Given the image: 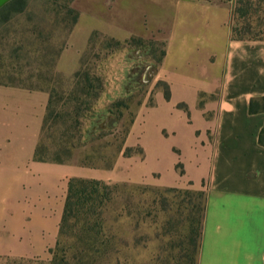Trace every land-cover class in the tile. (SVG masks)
<instances>
[{"label":"crops","instance_id":"1","mask_svg":"<svg viewBox=\"0 0 264 264\" xmlns=\"http://www.w3.org/2000/svg\"><path fill=\"white\" fill-rule=\"evenodd\" d=\"M234 5L73 0L78 18L58 58L57 70L71 77L94 34L164 46L152 85L164 83L169 97L155 95L145 120L158 129L142 147L158 164L165 158L161 140L177 139L168 150L179 152L191 187L205 192L197 264H264V147L258 143L264 113H248L250 100L264 96V41L232 40ZM48 99L45 91L0 84V255L46 258L57 241L70 179L147 181L143 162L128 179L125 171L115 173L118 164L99 170L34 161ZM178 157L164 171L151 168L160 174L152 186H172Z\"/></svg>","mask_w":264,"mask_h":264},{"label":"rangeland","instance_id":"2","mask_svg":"<svg viewBox=\"0 0 264 264\" xmlns=\"http://www.w3.org/2000/svg\"><path fill=\"white\" fill-rule=\"evenodd\" d=\"M234 3L241 9L232 20L234 36L264 40V0ZM68 5L65 0H19L0 14V84L49 92L51 106L40 134L42 158L99 170L118 164L115 173L125 171L128 179L143 162L147 181L103 182L126 188L116 191L114 203L102 215L98 207L88 216L94 232L93 223L104 221L97 237L86 232L82 222L75 223L61 238V251L53 247L44 259L0 255V264H52L53 254L56 264H187L180 245L188 233L191 209L204 205L205 192L191 187L179 152L168 150L177 139L161 140L165 158L158 164L142 147L150 144L144 137L158 129L146 122L145 115L157 92L164 94V83L152 85L162 47L150 41L116 47L96 35L80 57L79 79L66 77L57 65L71 31ZM83 73H88L89 81ZM122 87L126 93L119 92ZM176 157L172 186H152L160 174L151 168L164 171L167 161ZM153 200L155 205L148 210Z\"/></svg>","mask_w":264,"mask_h":264},{"label":"trees","instance_id":"3","mask_svg":"<svg viewBox=\"0 0 264 264\" xmlns=\"http://www.w3.org/2000/svg\"><path fill=\"white\" fill-rule=\"evenodd\" d=\"M50 1H56V0H50ZM68 2V7L66 8L67 12L69 14L72 15V22H71V28L75 25L77 18H78V14L77 12H75L74 10H72L70 8V5L72 3L73 0H65ZM19 2V0H13L11 2H9L7 5H5L2 9H0V14L14 6L15 4H17ZM241 13V9L237 8L233 9L232 12V20L234 19L235 15H240ZM70 28V29H71ZM235 30L231 27V38L232 40H236V41H264V40H257V39H253V38H245V37H241V36H234L235 35ZM93 36H96L95 34ZM92 36V37H93ZM109 40L110 44H113L114 46H119L121 43L118 41H115L113 39H109V38H104ZM144 42L141 39H137V38H131L127 41H125L126 44H134V45H142L144 44ZM150 44H157L154 42H150ZM160 45V44H158ZM162 47V51L160 52L159 57L157 58V61H155L156 65L158 66L161 61L162 58L164 57V46L160 45ZM109 47H111L110 45H108V49ZM84 74V79L89 81V75L88 73H83ZM81 75L80 71H77L74 75L73 78L75 80H78L79 77ZM94 80H98V79H94ZM12 87H16V86H12ZM164 87V94H165V98L167 99L169 97V92H168V87L163 84ZM36 91V90H35ZM38 91H43V90H38ZM47 92V91H45ZM49 95V99H48V105H47V109H46V114L44 116L43 119V123H42V128L43 125L46 121V118L48 116L49 110H50V106H51V97L49 92H47ZM248 113L250 115H256V114H260V113H264V96L260 97V98H254L251 99L248 105ZM42 131V130H41ZM258 143L260 146L264 147V125L261 128L259 134H258ZM40 139L39 142L36 146V149L34 151V155H33V159L36 162H41V163H55V164H64V162L60 161V160H53V161H49L46 160L44 158L41 157V152H40ZM120 188H126L125 185L123 186H113V187H109L108 185H105L103 182L101 181H96V180H83V179H70L68 181V186H67V194H66V198H65V202H64V208H63V214H62V218L59 224V230H58V239L56 241V244L54 246V249L56 251H61V238L65 237L68 230L70 228H72V226L75 225V223H79L82 222L84 225V229L86 230V232H94L92 230H94L92 227H90V223L88 221V216L91 214V212H94L96 210V208H101L99 211V215L103 214V209H106L107 206L112 205L116 199L115 197V193L118 189ZM166 192H177L173 189H168ZM184 194H191L188 192H184ZM197 197H199L200 199L203 197L202 193H196L195 194ZM148 207V210L150 208H152L155 205V201L153 200L152 202H150ZM204 212H205V196H204V205L199 207L196 206V208L191 209V217L189 218L188 221V230H187V236L184 239V241L181 243L180 246H184L182 248V252H184L181 256L183 259H185L187 264H197V255H198V250H199V245H200V239H201V227H202V220H203V216H204ZM194 213L197 214L194 215ZM148 214V211L146 213V215ZM103 220H99V222H95L93 224H96V230L100 231L102 230V224H103ZM90 227V228H89ZM94 232L93 234L95 235V237H97L99 235L100 232ZM50 253H53V250L50 251ZM95 253H97V251H95ZM54 258L52 260V264H56L57 263V254H53Z\"/></svg>","mask_w":264,"mask_h":264},{"label":"water","instance_id":"4","mask_svg":"<svg viewBox=\"0 0 264 264\" xmlns=\"http://www.w3.org/2000/svg\"><path fill=\"white\" fill-rule=\"evenodd\" d=\"M13 0H0V9H2L5 5Z\"/></svg>","mask_w":264,"mask_h":264}]
</instances>
